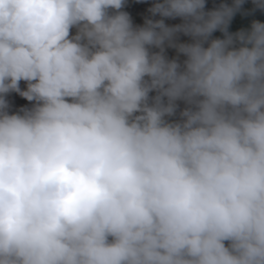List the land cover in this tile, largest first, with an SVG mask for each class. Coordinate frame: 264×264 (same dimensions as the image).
<instances>
[{
  "label": "clouds",
  "instance_id": "9594fccd",
  "mask_svg": "<svg viewBox=\"0 0 264 264\" xmlns=\"http://www.w3.org/2000/svg\"><path fill=\"white\" fill-rule=\"evenodd\" d=\"M258 15L0 0V264H264Z\"/></svg>",
  "mask_w": 264,
  "mask_h": 264
},
{
  "label": "trees",
  "instance_id": "16d2710c",
  "mask_svg": "<svg viewBox=\"0 0 264 264\" xmlns=\"http://www.w3.org/2000/svg\"><path fill=\"white\" fill-rule=\"evenodd\" d=\"M210 4H211V0H210ZM257 18H259V19H261L262 21H264V15H258ZM239 19H240V18L238 17V18H237V21L234 22V26H233V28H232L233 31H235V30L238 29ZM215 35L219 36L220 33H216Z\"/></svg>",
  "mask_w": 264,
  "mask_h": 264
},
{
  "label": "rangeland",
  "instance_id": "374dc122",
  "mask_svg": "<svg viewBox=\"0 0 264 264\" xmlns=\"http://www.w3.org/2000/svg\"><path fill=\"white\" fill-rule=\"evenodd\" d=\"M179 21H168V23H178Z\"/></svg>",
  "mask_w": 264,
  "mask_h": 264
}]
</instances>
